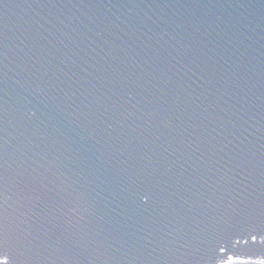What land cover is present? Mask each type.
<instances>
[{"label": "water", "instance_id": "water-1", "mask_svg": "<svg viewBox=\"0 0 264 264\" xmlns=\"http://www.w3.org/2000/svg\"><path fill=\"white\" fill-rule=\"evenodd\" d=\"M113 76L127 85L136 105H128L132 115L113 120L109 130L120 139L107 164L119 174L96 189L94 209L76 217H85L83 232L90 233L81 247L61 250L55 235L34 226L43 244L33 264H138V250L146 255L161 241L175 252L187 239L182 216L161 213L166 227L157 233L129 213L120 198L128 180L123 170L132 174L149 161L164 165L161 173L174 180L162 189L183 194L191 206V191L203 184L200 175L210 162L202 145L196 150L209 123L235 132L224 171H244L243 192L232 207L264 198V0H0V126L10 185L48 133L51 105L31 89L41 84L59 98L58 107L79 111L112 87ZM138 81L146 91L136 87ZM104 107L109 116L116 111L109 103ZM93 131L100 140L102 133ZM233 196L221 200L209 193L212 203L198 204L204 212L192 225V243L205 225L213 226L208 214L223 211ZM230 224L225 213L215 226ZM6 246L19 264L23 249L15 222ZM178 255L169 264H184Z\"/></svg>", "mask_w": 264, "mask_h": 264}, {"label": "snow or ice", "instance_id": "snow-or-ice-1", "mask_svg": "<svg viewBox=\"0 0 264 264\" xmlns=\"http://www.w3.org/2000/svg\"><path fill=\"white\" fill-rule=\"evenodd\" d=\"M112 81L110 89L100 92L98 98L89 101L79 111L71 106L58 107L59 98L49 96L51 89L46 91V87L41 84L31 89L37 95L48 98L51 105L50 123L46 142L36 146L22 172L17 174L19 179L14 185L9 184L6 132L0 126V264H18L13 252L6 246L13 222L23 249L20 253L23 259L19 264H33L34 256L43 244L34 227L37 223L41 230L55 235L54 243L61 250L71 251L81 247L90 235L83 232V227L87 225L85 217L80 215L78 220L76 217L82 211L88 213L89 209H94L99 196L96 189L109 184L114 175L119 174L107 164L109 154L120 139L119 135L114 136L109 130L114 128L113 120L124 118L126 114L132 115L128 105L136 108L125 90L127 85L121 87V82L115 76ZM136 87L146 91L142 81H138ZM105 103L116 108L110 116L104 107ZM45 108L48 109L49 105H45ZM153 110L157 114L160 111L155 106ZM32 114L35 115V112ZM169 123L175 127L172 121ZM93 126L102 133L100 140L95 139L97 132L89 134ZM199 135L201 141L196 150L202 145L201 155L210 153V162L200 175L203 184L191 191V206L183 194L162 189L163 185L171 186L174 180V177L161 173L160 169L164 165L158 167L149 161L138 164V171L132 174L127 169L123 170V174L128 176L120 190L124 208L138 215L145 223H150L157 233L166 227L161 213L181 215L184 220L183 236L187 237L175 252L167 242L161 241L146 255L138 250L134 259L138 264H151L153 259L169 264L172 257L179 253L176 258H182L184 264H264V198L260 199L258 205L254 200L248 203L239 200L237 208L240 210L237 211L232 204L243 192L241 184L244 170L240 168L239 171H233V168H228L224 171L228 163L224 160L227 155L225 149L232 144L230 137L235 132L227 131L225 134L210 127L209 123L202 126ZM222 160L224 163H221ZM236 166L239 167V164ZM166 171L170 173L171 168ZM209 193L212 198L219 196L221 200L231 193H235V196L216 216L208 214L206 219H210L213 226L205 225V229L197 236L198 242L192 243V225L204 212V209L198 210V204L204 199H208V204H211ZM112 211L119 216L116 208ZM225 213L231 224L225 228L216 227V223L225 218ZM77 224L82 227L78 228Z\"/></svg>", "mask_w": 264, "mask_h": 264}]
</instances>
